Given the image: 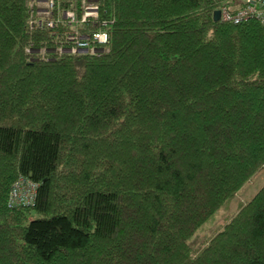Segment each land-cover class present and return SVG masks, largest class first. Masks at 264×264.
I'll list each match as a JSON object with an SVG mask.
<instances>
[{
  "label": "trees",
  "instance_id": "trees-1",
  "mask_svg": "<svg viewBox=\"0 0 264 264\" xmlns=\"http://www.w3.org/2000/svg\"><path fill=\"white\" fill-rule=\"evenodd\" d=\"M226 1L100 0L102 52L60 54L0 0V264H264V185L199 236L264 170V24Z\"/></svg>",
  "mask_w": 264,
  "mask_h": 264
},
{
  "label": "built area",
  "instance_id": "built-area-1",
  "mask_svg": "<svg viewBox=\"0 0 264 264\" xmlns=\"http://www.w3.org/2000/svg\"><path fill=\"white\" fill-rule=\"evenodd\" d=\"M99 1L30 0V28L55 32L58 27H63L67 47L60 45L57 48L60 54H99L101 47L108 43L110 24L101 16ZM219 10L223 22L240 24L256 20L264 24V0H227ZM37 52L46 54L47 50L43 48ZM36 188L37 184L20 177L10 192L9 207L32 206Z\"/></svg>",
  "mask_w": 264,
  "mask_h": 264
},
{
  "label": "rangeland",
  "instance_id": "rangeland-1",
  "mask_svg": "<svg viewBox=\"0 0 264 264\" xmlns=\"http://www.w3.org/2000/svg\"><path fill=\"white\" fill-rule=\"evenodd\" d=\"M263 185L264 170L237 194L234 200L230 203L227 211L218 213L215 216V219H212L201 231H199V236H201L202 239H209L212 234L219 229V225H222V223L228 220L231 215L238 210L240 204H244L251 200Z\"/></svg>",
  "mask_w": 264,
  "mask_h": 264
},
{
  "label": "water",
  "instance_id": "water-1",
  "mask_svg": "<svg viewBox=\"0 0 264 264\" xmlns=\"http://www.w3.org/2000/svg\"><path fill=\"white\" fill-rule=\"evenodd\" d=\"M213 19L215 22H220L221 21V11L216 10L213 14Z\"/></svg>",
  "mask_w": 264,
  "mask_h": 264
}]
</instances>
